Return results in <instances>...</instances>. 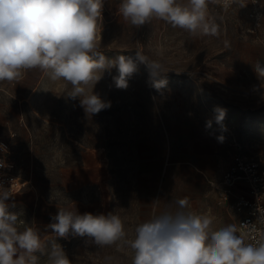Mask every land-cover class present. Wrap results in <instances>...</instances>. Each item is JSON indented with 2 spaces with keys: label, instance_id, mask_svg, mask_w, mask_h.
Returning a JSON list of instances; mask_svg holds the SVG:
<instances>
[{
  "label": "rangeland",
  "instance_id": "1",
  "mask_svg": "<svg viewBox=\"0 0 264 264\" xmlns=\"http://www.w3.org/2000/svg\"><path fill=\"white\" fill-rule=\"evenodd\" d=\"M118 3L104 2L100 51L111 59L141 49L170 70L167 86L153 88L141 64L118 89L113 68L93 89L110 107L89 115L80 97L67 95L70 84L39 70L19 83L0 82V137L11 144L13 174L30 181L13 211L49 238L58 207L114 211L133 239L137 225L188 197L191 209L215 217V228L225 226L230 213L217 185L223 170L236 152L264 159V99L253 71L264 63V16L260 36H253L246 31L250 3L227 12L210 4L219 38L193 37L160 20L134 29L116 14ZM216 107L226 110L222 124ZM56 242L74 264H108L107 256L110 264L132 261V250L117 244L97 248L72 235Z\"/></svg>",
  "mask_w": 264,
  "mask_h": 264
},
{
  "label": "clouds",
  "instance_id": "2",
  "mask_svg": "<svg viewBox=\"0 0 264 264\" xmlns=\"http://www.w3.org/2000/svg\"><path fill=\"white\" fill-rule=\"evenodd\" d=\"M104 2L0 0V82L19 83L29 71L39 70L50 81L70 84L67 95L80 97L89 115L110 107L93 89L104 72L113 68L118 89L129 86L141 64L146 66L151 86L157 91L165 88L164 74L170 70L141 49L134 56L120 54L111 59L100 51ZM210 4L225 12L234 5L245 6L241 0H119L116 14L134 29L160 20L193 37L219 38L220 26L209 13ZM253 71L260 81L255 90L264 99V63L257 61ZM214 111L216 122L222 124L226 110L216 107ZM211 124L209 120L207 126ZM0 148L7 151L3 145ZM14 180L9 187L0 183V264H74L56 242L57 237L69 235L87 238L97 248L114 244L130 248L131 264H264V208H257L255 223L241 224L248 230L247 243L237 224L215 228V217L191 209L188 197L137 225L133 239L127 238L124 223L114 211L94 215L81 214L75 207H58L47 225L53 233L49 238L13 211L14 197L22 192L14 187ZM60 195L57 191L52 199L58 202ZM104 259L108 264L112 261L110 256Z\"/></svg>",
  "mask_w": 264,
  "mask_h": 264
},
{
  "label": "built area",
  "instance_id": "3",
  "mask_svg": "<svg viewBox=\"0 0 264 264\" xmlns=\"http://www.w3.org/2000/svg\"><path fill=\"white\" fill-rule=\"evenodd\" d=\"M241 2L250 3L248 16L251 22L246 27L247 34L259 37L263 27L264 0H241ZM0 145L7 149L4 151L0 148V159L5 162V166L0 167V183L9 187L10 181L16 179L13 181L14 187L23 191L26 187L24 181L16 177L11 170V144L7 139L0 137ZM217 185L220 199L230 213L227 224H237L240 234H245V242H250L248 230L241 224L255 223L258 216L257 208H264V159L246 155L242 151L236 152L229 165L223 170Z\"/></svg>",
  "mask_w": 264,
  "mask_h": 264
},
{
  "label": "bare ground",
  "instance_id": "4",
  "mask_svg": "<svg viewBox=\"0 0 264 264\" xmlns=\"http://www.w3.org/2000/svg\"><path fill=\"white\" fill-rule=\"evenodd\" d=\"M27 182L29 183L30 181H24V185H26ZM28 183H27V184H28Z\"/></svg>",
  "mask_w": 264,
  "mask_h": 264
}]
</instances>
